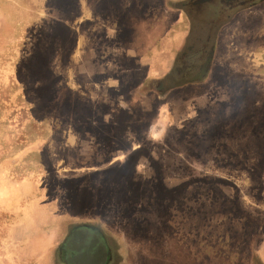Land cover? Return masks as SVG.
Wrapping results in <instances>:
<instances>
[{
  "label": "rangeland",
  "instance_id": "374dc122",
  "mask_svg": "<svg viewBox=\"0 0 264 264\" xmlns=\"http://www.w3.org/2000/svg\"><path fill=\"white\" fill-rule=\"evenodd\" d=\"M191 1L0 0V264H264V0Z\"/></svg>",
  "mask_w": 264,
  "mask_h": 264
},
{
  "label": "water",
  "instance_id": "95a60500",
  "mask_svg": "<svg viewBox=\"0 0 264 264\" xmlns=\"http://www.w3.org/2000/svg\"><path fill=\"white\" fill-rule=\"evenodd\" d=\"M76 228L78 227H75L73 230H71L67 238L63 241V246L66 251L65 260L69 264H92V258L89 257V254L84 253V251H82L79 246L81 242H85V238L74 237L75 233L77 232ZM71 239H74L76 245L72 247L71 251H68L70 250L68 244L70 243ZM70 252H72L73 255H70Z\"/></svg>",
  "mask_w": 264,
  "mask_h": 264
},
{
  "label": "flooded vegetation",
  "instance_id": "af4514ba",
  "mask_svg": "<svg viewBox=\"0 0 264 264\" xmlns=\"http://www.w3.org/2000/svg\"><path fill=\"white\" fill-rule=\"evenodd\" d=\"M189 2L191 3L192 1L191 0H189ZM218 2L220 3V4H223L228 10H233L234 8H237V7H242L243 5H246V4H249L248 2H253V0H218ZM186 14H188V16H190V17H193L194 19H196L195 17H194V15H193V13H192V10H189V11H186ZM199 23H197V24H201V26H203L204 24H207V25H209L210 23H204V22H201V21H199L198 19H196ZM196 22V21H195ZM195 26V25H194ZM195 28H190V30H192V31H195L196 32V30H194ZM203 31H204V29H203V27L201 28ZM192 31H190V32H192ZM208 32V31H207ZM207 32H205V34L203 35L204 36V38H203V40H202V43H201V45L203 46H201V47H199L198 48V50H196V52H194L193 54H197V55H201L200 54V52L201 51H203L204 49H205V45L206 44H208V39H209V34H207ZM199 35H201V34H199ZM200 37V36H199ZM191 53V52H190ZM192 54V53H191ZM203 54V53H202ZM201 56H203V55H201ZM201 61V59H199V62ZM183 74V75H182ZM181 75L182 76H185V73L183 72V73H181ZM80 226H82V225H80ZM78 227V226H77ZM67 236H68V234L65 236V238H64V240L67 238ZM63 240V241H64ZM85 240V239H84ZM60 251H62L61 252V254H63V253H66V251H65V248H64V246H63V242L61 243V245H60ZM70 255H73L72 254V252H70ZM65 256V255H64Z\"/></svg>",
  "mask_w": 264,
  "mask_h": 264
},
{
  "label": "crops",
  "instance_id": "0c3cea01",
  "mask_svg": "<svg viewBox=\"0 0 264 264\" xmlns=\"http://www.w3.org/2000/svg\"><path fill=\"white\" fill-rule=\"evenodd\" d=\"M1 254H2V256L0 257V262L1 263L4 262V261L7 262V259H6V257H3V253L2 252H1Z\"/></svg>",
  "mask_w": 264,
  "mask_h": 264
},
{
  "label": "trees",
  "instance_id": "16d2710c",
  "mask_svg": "<svg viewBox=\"0 0 264 264\" xmlns=\"http://www.w3.org/2000/svg\"><path fill=\"white\" fill-rule=\"evenodd\" d=\"M254 1V0H253Z\"/></svg>",
  "mask_w": 264,
  "mask_h": 264
}]
</instances>
